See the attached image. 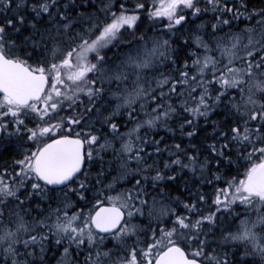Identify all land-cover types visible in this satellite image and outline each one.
<instances>
[{
  "label": "snow or ice",
  "instance_id": "6c2138e0",
  "mask_svg": "<svg viewBox=\"0 0 264 264\" xmlns=\"http://www.w3.org/2000/svg\"><path fill=\"white\" fill-rule=\"evenodd\" d=\"M0 264H264V0H0Z\"/></svg>",
  "mask_w": 264,
  "mask_h": 264
}]
</instances>
